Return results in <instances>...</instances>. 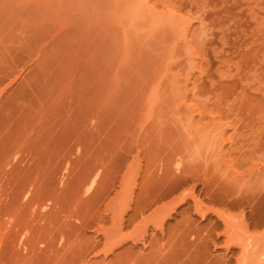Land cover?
I'll use <instances>...</instances> for the list:
<instances>
[{"label":"rangeland","instance_id":"1","mask_svg":"<svg viewBox=\"0 0 264 264\" xmlns=\"http://www.w3.org/2000/svg\"><path fill=\"white\" fill-rule=\"evenodd\" d=\"M0 93V264H264V0H0Z\"/></svg>","mask_w":264,"mask_h":264},{"label":"bare ground","instance_id":"2","mask_svg":"<svg viewBox=\"0 0 264 264\" xmlns=\"http://www.w3.org/2000/svg\"><path fill=\"white\" fill-rule=\"evenodd\" d=\"M1 94L2 93H0V95ZM13 111L17 112L14 108H6V109H3L2 113H0V120L2 123H5L6 124L5 127H7V129L5 131V135H9L10 130L13 129V127H14L13 120H14L15 114ZM41 115H40V117H41ZM38 120H39V118H38ZM1 134L2 133L0 132V135ZM3 138L4 137L2 136L0 138V141ZM27 142L28 141H25L23 144H25ZM27 146H28L27 144L23 146L24 151L27 150ZM5 157H7V154L5 155ZM5 159L3 157V160L2 159L0 160V188H1V191H0V229L2 230V232L0 231V245L4 241L6 242V239H9L8 237H10V235H11L10 232L12 233V229L13 228L15 229V227L18 226L16 224V222L19 218H22L23 220L25 218V221H27L26 217L28 216L27 214H29V210H28L29 201L36 202L37 200H39V199H37V197L34 193L40 191L41 185H42L41 184L42 180H41L40 170L33 172V167H34V164H36V163L28 164L26 171L24 172L23 176L20 178V180H18V182H16L12 176L10 177V175H11L10 174L11 172L9 171L11 169L10 166H9L10 169L7 168L8 170L3 169ZM7 164L9 165V162ZM7 164L5 163L6 166H7ZM7 171H9L10 173L7 174ZM29 186L32 187V189H34L36 191L35 192L30 191ZM22 197H24L23 200H22ZM2 198H4V200H2ZM3 201H4V203H3ZM17 208L21 209V210L16 212ZM132 210H133V212H132V214L129 215V217L134 215L136 212L139 211L136 208V204H135V206H133ZM40 216H42V215H40ZM8 219L10 222H8ZM25 223H26V226L28 227V224H27L28 222H25ZM23 225H22V228L25 227V226L23 227ZM20 226L18 227L17 230L18 231L20 230L21 234H23L22 233L23 231H22ZM25 229L26 228H24L23 230L25 231ZM27 230H28V228L26 229V232H27ZM26 232H24V233L26 234ZM27 234H26V236H27ZM7 235H8V237H7ZM12 236H13V234H12ZM24 243L25 242H23V244Z\"/></svg>","mask_w":264,"mask_h":264}]
</instances>
